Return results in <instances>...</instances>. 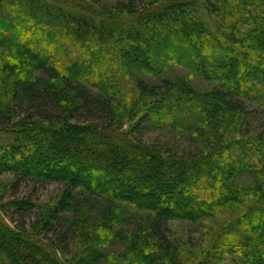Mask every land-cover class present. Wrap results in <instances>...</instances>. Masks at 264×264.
I'll return each instance as SVG.
<instances>
[{"label": "trees", "instance_id": "obj_1", "mask_svg": "<svg viewBox=\"0 0 264 264\" xmlns=\"http://www.w3.org/2000/svg\"><path fill=\"white\" fill-rule=\"evenodd\" d=\"M100 1L0 0L9 217L22 220L35 207L36 184L61 187L30 225L37 241L0 218V246L13 242L0 264H20L18 254L58 264L48 241L65 253L80 242L72 264H264L262 0ZM200 8L224 27L212 31ZM175 65L212 87L163 76ZM255 121L260 131L250 130ZM149 128L187 133L188 145L149 142ZM133 210L145 214L133 233L112 229ZM176 219L213 232L203 259L165 236ZM117 238L133 242L135 254H109Z\"/></svg>", "mask_w": 264, "mask_h": 264}, {"label": "rangeland", "instance_id": "obj_2", "mask_svg": "<svg viewBox=\"0 0 264 264\" xmlns=\"http://www.w3.org/2000/svg\"><path fill=\"white\" fill-rule=\"evenodd\" d=\"M132 1L138 2L139 0H132ZM140 1L148 3L154 0H140ZM118 2L119 0H101L100 1L101 7L103 6L107 8L115 6ZM262 3L264 4V0H262ZM204 10H205L204 8H200V14L208 20L210 24V29L214 32L216 30H221L224 27L223 18H220L214 12L211 14H208ZM66 11L68 12L69 10H66ZM8 53L9 52H4V49L0 47V55L1 54L8 55ZM140 75L142 74L140 73ZM167 75H169V77H172V78L174 77L178 78L181 76L184 77L185 75L188 76L189 83L193 85L196 90L204 91V90L210 89L213 84L211 80H207L198 75H194V74L188 75L187 70L185 68H182L179 65H175L172 68V70L169 72V74H166L163 76H167ZM142 77L151 82H155L157 79L156 77L150 78L146 75ZM250 108L253 110L254 107L251 106ZM146 118H147V114H143L138 117L139 120L140 119L146 120ZM257 123L258 121L256 123H253L251 125V127L253 128H250V130L260 131L261 130L260 127L259 126L256 127L258 125ZM170 131L171 130H168V129L159 130V129L149 128L148 132L145 133L144 138L147 139L149 142L170 140L171 143H173L174 146H176L177 148L186 147L188 145L187 138H186L187 136H184V135H187V133H177L176 134L175 132L173 131L170 132ZM90 179L92 180L93 178L90 177ZM11 180H12L11 174H8V173L0 174V218L3 221H5L7 224H9L11 227L16 228L17 224L18 225L22 224L21 226H24V228L20 227L19 229H22L23 231H25L26 234H31L30 238L32 240L37 241L39 239V236L35 234L36 231L32 229L30 225L37 218H39L38 214H42L46 208L54 204L56 196L60 192L61 187L56 183L45 184V185L36 184L35 189L33 190L31 197H30L31 202L34 203L35 207L31 209V211H28L22 220H18L17 217H14L15 221H12L11 218L9 217L11 216L12 209H8V206H6V203L11 198L10 196L11 190H8L7 188V184ZM109 183L110 182H106L107 185L111 184ZM22 192H24V194L26 193L25 190ZM178 201L179 200H177V198H173L172 202H170V204L168 203L167 207L174 209L175 204H177ZM163 203L164 202H161V201L156 202L157 205H160V204L163 205ZM96 213H97V210H93L92 216H96L97 215ZM131 213H132V217L129 218L124 224L122 223H119L116 225L114 224L112 229H115V230L122 229L124 230L122 231V234H126L127 236L133 233L134 230H136V226L138 222H140V220H143L142 217L144 218L145 214L142 212H137L135 210H133ZM208 222L209 220L205 221V223H208ZM168 225H169V229L168 231L165 232V236L172 239L175 242V244H177L182 250H184V252L186 253L191 252V253L197 254L198 259H203V257L205 256V253L201 254V252L202 250L204 252H207L205 248L208 245V243L204 241L205 234L207 233L206 237L210 239L212 237L211 234H213V232L209 231V229L203 226V224H199L194 221H188L185 219H176V220L169 221ZM123 239L125 240V242L123 241ZM12 243L13 242L8 239L6 242H4L0 246V252L6 253L7 255L10 254V249H13L11 248ZM46 244L48 245L49 253L51 254L50 256L53 257L55 261H57L58 264H72L71 262L72 257L82 249L81 247L82 244L80 242L76 243L75 241H71V243L69 244V247H70L69 251H71V253H65V252H62L60 249H57L52 244V241H48V243ZM132 244L131 242L128 241L127 238H119V239L117 238V239H114V242H112L111 245H109L105 250H107L109 254L111 253V255L113 256H118V255L127 254V253H128V256H130L132 254H135L134 251L131 252L129 249H127L128 246L130 247ZM17 258L20 264H39L37 263L35 259H31V257H26L23 254H18ZM128 263L129 261L126 262L125 264H128ZM3 264H8V263L4 262ZM101 264H120V261H116L114 258L111 257L109 262L103 261ZM159 264H168V262L167 263L159 262Z\"/></svg>", "mask_w": 264, "mask_h": 264}]
</instances>
